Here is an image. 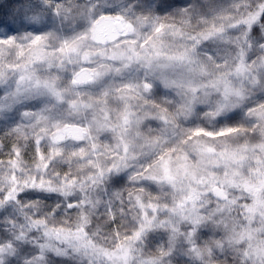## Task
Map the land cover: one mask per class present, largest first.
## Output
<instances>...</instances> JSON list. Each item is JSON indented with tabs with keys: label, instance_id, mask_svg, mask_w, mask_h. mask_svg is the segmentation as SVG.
<instances>
[{
	"label": "snow or ice",
	"instance_id": "obj_1",
	"mask_svg": "<svg viewBox=\"0 0 264 264\" xmlns=\"http://www.w3.org/2000/svg\"><path fill=\"white\" fill-rule=\"evenodd\" d=\"M0 264H264V0L0 3Z\"/></svg>",
	"mask_w": 264,
	"mask_h": 264
},
{
	"label": "rangeland",
	"instance_id": "obj_2",
	"mask_svg": "<svg viewBox=\"0 0 264 264\" xmlns=\"http://www.w3.org/2000/svg\"><path fill=\"white\" fill-rule=\"evenodd\" d=\"M0 3L3 4L4 9H7L9 6H11L12 4H14V0H10L9 2H6V0H0Z\"/></svg>",
	"mask_w": 264,
	"mask_h": 264
},
{
	"label": "trees",
	"instance_id": "obj_3",
	"mask_svg": "<svg viewBox=\"0 0 264 264\" xmlns=\"http://www.w3.org/2000/svg\"><path fill=\"white\" fill-rule=\"evenodd\" d=\"M10 0H6V2H9Z\"/></svg>",
	"mask_w": 264,
	"mask_h": 264
}]
</instances>
